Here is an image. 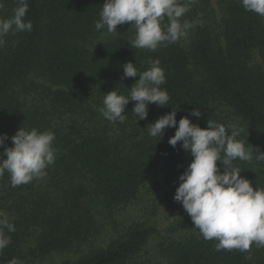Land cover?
Here are the masks:
<instances>
[{"label":"trees","instance_id":"obj_1","mask_svg":"<svg viewBox=\"0 0 264 264\" xmlns=\"http://www.w3.org/2000/svg\"><path fill=\"white\" fill-rule=\"evenodd\" d=\"M104 2L27 0L25 21L32 22V30L10 32L0 45L5 145L12 146L10 138L20 127L55 133V162L46 176L13 187L8 172L0 175V209L15 215L8 221L15 231L4 229L10 243L0 250V264L13 258L28 264L82 248L101 233L103 216L138 198L157 163L179 185L192 157L181 143L175 148L168 143L174 128L165 129L162 138L146 128L172 109L179 108L177 123L188 116L201 129L209 119L235 125L247 148L264 151V17L246 11L241 0H191L181 17L191 24L186 36L152 51L131 46L136 31L130 23L114 33L96 30ZM3 4L0 19H7L17 0ZM149 60H159L164 71L160 87L168 92V103L149 104L145 120H106L94 102L100 109L104 94L130 93L139 77L124 78L122 66L131 61L143 72ZM82 83L100 94H84L82 100L83 93L66 89ZM194 109L199 118L189 115ZM233 163L254 188H264V161L253 156ZM217 167L223 171L220 162ZM156 232L147 224L135 226L105 249L62 264H129ZM217 243L201 234L183 237L170 246L171 264H264V247L253 243L247 251H216Z\"/></svg>","mask_w":264,"mask_h":264},{"label":"clouds","instance_id":"obj_2","mask_svg":"<svg viewBox=\"0 0 264 264\" xmlns=\"http://www.w3.org/2000/svg\"><path fill=\"white\" fill-rule=\"evenodd\" d=\"M190 3L191 0H105L95 28L114 33L118 25L130 23V28L136 31L131 46L155 51L161 44L174 43L186 36L191 24L182 22L181 17L189 10ZM241 4L246 11L264 17V0H241ZM3 7L0 0V8ZM27 11V0H17L13 15L0 19V45L10 32L14 35L32 30V22L25 21ZM165 18L167 24H164ZM148 63L150 67L143 72H138L131 61L122 66L124 78L139 79L127 96L116 90L104 94L99 111L106 120L122 121L126 117L122 113L130 101L135 102L132 113L139 120L147 118L149 104L164 107L168 103L169 94L160 87L165 83L160 62L149 60ZM178 111V107L172 109L146 127L150 136L161 138L165 129L174 128L175 134L168 143L174 148L181 143L182 149L192 157L179 176L174 200L182 204L205 240L218 241L216 251H247L253 243L264 247V188H254L252 181L242 177L240 168L233 163L237 159L251 161L253 156L264 161V151L254 150L252 146L247 148L244 141L237 139L242 129L235 125L226 126L209 119L208 127L201 129L188 116L177 123ZM189 115L199 118L201 113L194 109ZM8 139L7 134L0 135V148H4L0 153V175L8 172L13 187L47 175L46 169L55 162L54 132H40L35 128L27 131L20 127L10 138L11 147L5 145ZM217 162L223 165V171ZM4 229L14 232L15 226L0 219V250L10 243ZM9 264L21 262L13 258Z\"/></svg>","mask_w":264,"mask_h":264},{"label":"rangeland","instance_id":"obj_3","mask_svg":"<svg viewBox=\"0 0 264 264\" xmlns=\"http://www.w3.org/2000/svg\"><path fill=\"white\" fill-rule=\"evenodd\" d=\"M40 82L51 86L46 81ZM66 89L75 91L79 95L83 93L82 100H86L84 94L93 96L100 94L99 91L86 83L72 85ZM128 90L130 91V89ZM118 93L125 96L130 94H124L121 91ZM134 105L135 102L130 101L126 106L125 112L122 113L126 116L125 120L130 117L136 118L137 115L132 113ZM102 106L103 103L100 108ZM93 107L99 111L95 102ZM178 186L168 178L163 166L157 163L149 173L138 198L131 204L116 208L112 215L103 216L101 233L92 237L89 243L80 249L54 253L45 259H31L32 262L28 264H62L66 261H77L94 249H105L112 241L123 237L131 228L142 224L156 228L157 232L140 255L129 264H171L170 246L190 234H201L198 229H195L191 217L183 209L182 204L174 200ZM0 214H2L0 219L7 221L15 219V215L9 211L0 209Z\"/></svg>","mask_w":264,"mask_h":264}]
</instances>
